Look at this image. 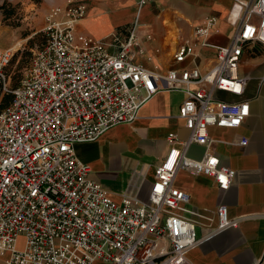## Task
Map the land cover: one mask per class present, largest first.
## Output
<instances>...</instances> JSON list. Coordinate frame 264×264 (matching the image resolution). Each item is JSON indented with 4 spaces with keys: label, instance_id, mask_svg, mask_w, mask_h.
Wrapping results in <instances>:
<instances>
[{
    "label": "built area",
    "instance_id": "2783aa9c",
    "mask_svg": "<svg viewBox=\"0 0 264 264\" xmlns=\"http://www.w3.org/2000/svg\"><path fill=\"white\" fill-rule=\"evenodd\" d=\"M86 11L84 1L70 0L44 14L45 43L14 89L5 69L16 49L0 50V91L13 96L0 115V256L6 264H192L187 254L202 240L194 220L180 213L187 195L175 176L180 170L201 174L219 191L229 189L231 168L215 155L192 159L185 151L190 144L208 150L210 127L238 128L250 116L243 97L248 77L240 65L246 47H264V0L234 1L235 33L205 71L194 63L213 17L173 54L174 63L193 65L161 72L136 61L141 50L133 32L115 52L77 32ZM163 89L184 93L179 117L189 135L167 139L170 148L154 169L147 201L138 199L140 185L132 181L115 203L76 158L74 146L130 124ZM215 214L214 233L236 225L224 204ZM18 237L25 240L22 249L15 246Z\"/></svg>",
    "mask_w": 264,
    "mask_h": 264
},
{
    "label": "crops",
    "instance_id": "0c3cea01",
    "mask_svg": "<svg viewBox=\"0 0 264 264\" xmlns=\"http://www.w3.org/2000/svg\"><path fill=\"white\" fill-rule=\"evenodd\" d=\"M63 6L70 0H45ZM84 1L86 15L77 32L100 39L115 52L133 32L134 43L141 50L136 61L149 70L192 66L173 62V54L185 41L193 40L194 29L202 20L213 17L208 34L199 38L198 60L201 71L215 60L218 47L229 43L236 30L230 10L236 0H71ZM246 1V0H240ZM54 7V6H53ZM13 46L0 50L11 49ZM252 44L244 49L240 72L248 77L243 97L249 100L250 116L238 128H209L212 144L208 150L190 144L185 155L201 159L215 155L221 165L234 171L227 191H219L213 180L201 174L180 170L174 180L187 198L180 213L195 222V234L202 240L187 257L192 264H264V53ZM224 100L231 96L219 94ZM185 95L179 90H160L139 110L130 124L106 131L94 142L77 143L76 158L89 165L91 177L105 189L108 197L119 203L130 182L140 185L138 199L147 201L154 169L166 156L171 136L184 140L189 135L179 117ZM241 139L247 144H239ZM141 175L145 179L141 180ZM227 207L228 218L236 225L214 233L218 220L215 208ZM18 237L15 246L24 247ZM0 264H6L0 256Z\"/></svg>",
    "mask_w": 264,
    "mask_h": 264
},
{
    "label": "rangeland",
    "instance_id": "374dc122",
    "mask_svg": "<svg viewBox=\"0 0 264 264\" xmlns=\"http://www.w3.org/2000/svg\"><path fill=\"white\" fill-rule=\"evenodd\" d=\"M2 5L5 7L0 9V45L16 49L13 60L5 69L10 85L15 86L25 73L33 53L43 43L44 14L59 4L50 5L45 0H0V7ZM11 8H15L14 15L5 19V13ZM10 23H18V26L8 25ZM261 48L264 53V47ZM2 97L0 95V105ZM2 113L0 109V115Z\"/></svg>",
    "mask_w": 264,
    "mask_h": 264
},
{
    "label": "trees",
    "instance_id": "16d2710c",
    "mask_svg": "<svg viewBox=\"0 0 264 264\" xmlns=\"http://www.w3.org/2000/svg\"><path fill=\"white\" fill-rule=\"evenodd\" d=\"M5 7V5H2L1 7H0V9H3ZM15 8H11L9 11H7L6 13H5V19H10L13 15H14V12H15V10H14ZM8 25H11V26H14V27H16V26H18V23H10V24H8ZM28 43H32V41L31 40H29V42ZM44 43H45V36H44V34H43V43L39 46V48H41L43 45H44ZM15 56V55H14ZM14 56H13V58H14ZM13 58H12V60H13ZM11 60V61H12ZM11 61H10V63H11ZM30 62H31V60H30ZM30 62H29V64H30ZM9 63V64H10ZM29 66V65H28ZM7 77H8V75H7ZM8 82H9V87H10V89H14V88H16L17 86H18V84H19V82L15 85V86H11L10 85V79H9V77H8ZM0 95H2L3 97H2V104L0 105V109H2V110H4V109H6L10 104H11V102H12V100H13V96L10 94V93H3V92H1L0 91Z\"/></svg>",
    "mask_w": 264,
    "mask_h": 264
}]
</instances>
